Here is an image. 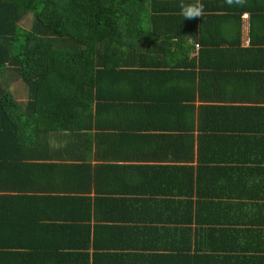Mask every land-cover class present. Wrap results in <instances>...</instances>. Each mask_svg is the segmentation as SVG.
Segmentation results:
<instances>
[{
  "label": "trees",
  "instance_id": "1",
  "mask_svg": "<svg viewBox=\"0 0 264 264\" xmlns=\"http://www.w3.org/2000/svg\"><path fill=\"white\" fill-rule=\"evenodd\" d=\"M181 2L190 0H0V264H128L133 245L113 243L119 234L166 251L133 264H264L253 239L264 228L228 227L259 223L220 193L243 172L221 157L251 159L253 150L223 146L249 140L245 116L198 106L231 126L189 132L192 102L212 96L200 92L202 77L196 85L177 67L188 37L199 56L238 37L244 10L250 49L264 50L253 33L264 29V0H202L193 20ZM91 153L98 162L86 161ZM149 159L179 164L141 163Z\"/></svg>",
  "mask_w": 264,
  "mask_h": 264
},
{
  "label": "crops",
  "instance_id": "2",
  "mask_svg": "<svg viewBox=\"0 0 264 264\" xmlns=\"http://www.w3.org/2000/svg\"><path fill=\"white\" fill-rule=\"evenodd\" d=\"M252 25L249 23V15L247 11H242L239 16V34L238 37H234V33L231 34L232 38H229L228 43H221L220 45H211L205 54L199 56L197 48H194V41L188 37L187 40L182 43V49L187 53L184 56H179L178 70H188L194 72L195 84H198L199 77H202V81L199 85L200 92L207 95L211 94L212 99H198L197 97L192 102L194 106L193 111V130L190 128L189 132H202V131H213V128H216L217 133L223 132L224 129L229 128L230 124L226 121H219V115L210 116L207 109L200 111L203 113L202 120L199 121L198 106H217L221 107H232L236 108L239 114H242L244 119L243 122L246 124V131L242 134L246 135L249 140L241 142H232L225 143L223 146L226 148H237V144L240 147L248 148V153L252 154L251 159H246V161H227L224 159V156L221 157V162L218 164L220 166H233L235 164L242 165L241 170L243 172L235 170L236 174H232L229 179L227 178L225 187H222L220 193L229 194L230 197H227L226 200L229 201L231 207L235 210L242 213L246 220H253L259 224H245L240 225L238 223L228 224V227H233L240 229L242 226L258 230L264 228V50L258 51L257 47H252L248 43L249 40V27ZM254 26V25H253ZM257 33L258 36L264 35V29L262 30H253V33ZM224 36H216L214 38L213 44H218V40ZM212 44V43H211ZM214 46V47H213ZM260 48H264L262 44ZM214 49L216 52H214ZM221 49V50H219ZM204 50V48L202 49ZM201 59V60H200ZM184 61V63H183ZM172 63L173 61H169ZM193 62V67L190 64ZM214 62V63H213ZM163 63V61H161ZM201 63V65H200ZM186 64V65H185ZM161 68V67H160ZM204 71L205 74L199 76L198 71ZM17 80L10 82L11 90L17 88ZM16 82V83H15ZM190 93V92H189ZM221 109H219L221 111ZM217 110V111H219ZM238 114V115H239ZM236 115V116H238ZM188 121V120H187ZM199 123V124H198ZM190 125V124H189ZM187 129L186 126H184ZM238 127H232V130L228 134H237L239 133ZM157 133H161V130H154ZM166 133H173L174 130H163ZM166 144V150L161 151L162 154H169L171 152L170 145ZM253 147V149H252ZM93 152V151H90ZM240 158V156H238ZM82 160V159H81ZM81 160H67L68 163H76ZM91 164H94L98 161L92 159V153L90 158L86 159ZM110 162V161H109ZM138 162V161H137ZM142 164H179L173 162H160L157 159H149V161H141ZM258 169L260 172L253 173L255 169ZM252 174H255L252 176ZM228 175V174H227ZM43 196H56L58 193L45 192L41 193ZM37 193V194H39ZM93 193L91 192L90 195ZM100 194V193H99ZM264 232V231H263ZM255 237L253 239L256 242L264 245V233L261 234L253 232ZM121 242L113 243H122L123 241L129 242L133 245L132 248L128 249L131 253V257L128 259L130 262L128 264L137 263L138 259L136 256L140 253L144 255L150 254H165V250L159 247L160 243H157L156 246H149L147 249L143 250L141 247L134 248V245H143V242H139V236H130L118 235L116 237ZM240 241V238L238 239ZM155 244V243H152ZM124 250V249H123ZM123 250H118L122 252ZM107 252H114L108 250ZM152 257V256H151ZM117 261H121L119 258ZM116 260L105 259L104 263H115ZM159 262V261H158ZM122 263V262H121ZM159 264V263H158Z\"/></svg>",
  "mask_w": 264,
  "mask_h": 264
},
{
  "label": "clouds",
  "instance_id": "3",
  "mask_svg": "<svg viewBox=\"0 0 264 264\" xmlns=\"http://www.w3.org/2000/svg\"><path fill=\"white\" fill-rule=\"evenodd\" d=\"M229 5L231 4H243L244 0H225ZM181 15L186 20H193L200 18L204 15V4L202 0H190L188 3L181 2L180 4Z\"/></svg>",
  "mask_w": 264,
  "mask_h": 264
},
{
  "label": "rangeland",
  "instance_id": "4",
  "mask_svg": "<svg viewBox=\"0 0 264 264\" xmlns=\"http://www.w3.org/2000/svg\"><path fill=\"white\" fill-rule=\"evenodd\" d=\"M30 18H31L30 15H26V16H24L22 19H20L18 21V24L21 27H23V28H27L29 26V23H30ZM16 82H15L16 84H14V85L15 86H18L20 84V81L17 80ZM15 97H16V99H21L22 98L21 97V94L19 92L18 93H15Z\"/></svg>",
  "mask_w": 264,
  "mask_h": 264
},
{
  "label": "built area",
  "instance_id": "5",
  "mask_svg": "<svg viewBox=\"0 0 264 264\" xmlns=\"http://www.w3.org/2000/svg\"><path fill=\"white\" fill-rule=\"evenodd\" d=\"M197 46H198V44H197V43H195V44H194V48H197Z\"/></svg>",
  "mask_w": 264,
  "mask_h": 264
}]
</instances>
